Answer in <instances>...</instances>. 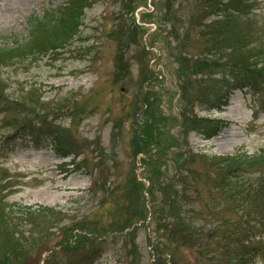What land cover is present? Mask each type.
Masks as SVG:
<instances>
[{"label":"rangeland","instance_id":"obj_1","mask_svg":"<svg viewBox=\"0 0 264 264\" xmlns=\"http://www.w3.org/2000/svg\"><path fill=\"white\" fill-rule=\"evenodd\" d=\"M67 1L0 0V48L25 43L0 60V139L25 121L41 137L20 138L0 159V208L54 214L23 221L36 249L4 262L11 236L0 228V264H57L74 251L59 247L67 235L79 237L78 253L95 250L94 264L222 263L236 214L213 202L205 163L264 150V92L237 91L223 111L194 101L205 0H88L66 47L26 43L27 18ZM256 3L252 18L264 24ZM207 116L227 123L211 139L194 125Z\"/></svg>","mask_w":264,"mask_h":264},{"label":"trees","instance_id":"obj_2","mask_svg":"<svg viewBox=\"0 0 264 264\" xmlns=\"http://www.w3.org/2000/svg\"><path fill=\"white\" fill-rule=\"evenodd\" d=\"M86 1L69 0L68 4L54 9L53 14L44 12L43 16H30V42L37 45L36 41L41 39L40 44L44 47L48 42L61 46L66 44L78 25ZM255 2L205 0L207 15L199 28L204 50L197 67L210 76V80H206L210 88L200 96L201 102L207 106L221 108L227 105L239 89L264 92V24L251 17ZM18 50L19 46L0 49V60L9 59ZM216 72L220 75L216 76ZM213 122L196 118L194 124L207 128L212 134L219 131V124L215 122L212 125ZM16 134L4 141L2 150ZM206 165L212 200L237 215L233 222L225 225L220 238L223 264H250L251 259L264 253V151L212 156ZM2 211L0 208V215ZM3 236L8 238L5 234ZM22 242L14 236L6 239L3 262L14 249L26 251L32 247V242ZM82 263L81 258L78 264Z\"/></svg>","mask_w":264,"mask_h":264}]
</instances>
